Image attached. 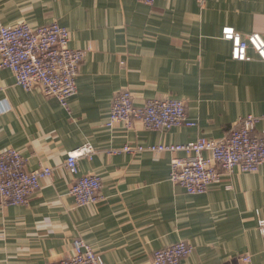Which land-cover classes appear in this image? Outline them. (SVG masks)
Segmentation results:
<instances>
[{"label": "crops", "instance_id": "crops-1", "mask_svg": "<svg viewBox=\"0 0 264 264\" xmlns=\"http://www.w3.org/2000/svg\"><path fill=\"white\" fill-rule=\"evenodd\" d=\"M0 23H58L71 32L72 49L87 51L68 111L0 67V152L20 151L29 171L54 170L27 205L0 206V264L59 262L78 238L106 264H152L156 251L179 242L194 248L181 264H264V165L189 195L170 181L173 155L113 153L219 140L241 117L264 115V63L252 50L250 62L234 61L222 38L227 27L264 36V0H0ZM125 90L139 106L184 101L197 127L109 125ZM86 143L96 154L80 160L78 177L100 175L105 200L80 207L65 161Z\"/></svg>", "mask_w": 264, "mask_h": 264}, {"label": "built area", "instance_id": "built-area-1", "mask_svg": "<svg viewBox=\"0 0 264 264\" xmlns=\"http://www.w3.org/2000/svg\"><path fill=\"white\" fill-rule=\"evenodd\" d=\"M153 6L157 0H138ZM222 38L232 45V58L237 62H250L252 50L264 63V36L259 33L244 35L227 27ZM71 32L52 23L33 27L28 23L5 26L0 23V67L10 70L18 86L26 91L38 89L46 97L59 101L69 110L70 100L77 94V78L87 51L72 49ZM141 123L152 131H170L175 128H195L197 123L187 115L184 101L152 99L137 105L130 90L121 92L114 100L109 125L123 124L132 129ZM264 115L241 117L228 134L219 140L199 138L182 145L159 144L151 147H124L113 153H169L171 161L170 181L189 195H204L209 188L235 171L257 174L264 165ZM95 147L86 143L68 153L65 168L76 178L70 195L80 207L97 206L104 202L103 179L89 174L78 177L79 162L92 161ZM184 154V158L179 157ZM52 168L29 171L23 154L13 148L0 152V206L27 205L40 192L43 181L53 176ZM264 235V220L259 222ZM194 248L186 242L160 249L153 255L152 264H181L190 257ZM250 263L251 257L242 258ZM47 264H106L83 239L73 242V253L59 262Z\"/></svg>", "mask_w": 264, "mask_h": 264}]
</instances>
